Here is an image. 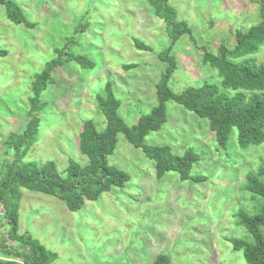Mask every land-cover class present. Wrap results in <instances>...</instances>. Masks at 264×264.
I'll list each match as a JSON object with an SVG mask.
<instances>
[{
  "label": "rangeland",
  "instance_id": "obj_1",
  "mask_svg": "<svg viewBox=\"0 0 264 264\" xmlns=\"http://www.w3.org/2000/svg\"><path fill=\"white\" fill-rule=\"evenodd\" d=\"M16 1L36 26L12 22L0 4V50L6 51L0 53V168L6 156L3 141L25 127L34 75L57 55L56 46H66L68 54H87L94 66L82 68L68 60L56 68V83L42 94L48 105L40 112L38 141L27 159L54 160L60 170L70 158L86 163L79 132L88 118L105 126L95 95L107 81L130 126L157 104L156 86L166 67L158 54L170 43L165 23L146 0ZM170 3L192 28L174 46L179 67L170 86L181 91L205 81L220 85L218 70L202 62V47L217 52L221 42L234 45L236 29L247 30L260 20V0ZM134 37L152 50L137 49ZM254 56L264 61V44ZM167 109V122L151 131L145 143L170 145L178 154L194 149L200 159L191 172L207 179L183 181L176 171L158 178L154 160L119 133L108 160L130 174L125 186L86 200L77 211L56 196L21 188L19 231H28L58 254L51 264H151L162 253L170 255V264H248L225 237L252 240L236 214L255 204L243 185L249 171L264 167V143L242 148L234 128L227 147H220L205 118L173 100ZM0 221V250L3 239L24 250L8 238Z\"/></svg>",
  "mask_w": 264,
  "mask_h": 264
},
{
  "label": "trees",
  "instance_id": "obj_2",
  "mask_svg": "<svg viewBox=\"0 0 264 264\" xmlns=\"http://www.w3.org/2000/svg\"><path fill=\"white\" fill-rule=\"evenodd\" d=\"M146 1L153 8L154 15L164 21L170 38L168 46L158 54L166 67L156 86L157 104L130 126L119 114L121 101L115 95L113 83L107 81L104 91L95 95L96 103L106 119L105 126L99 128L92 118H88L83 121L79 132V150L87 157L86 163L70 158L67 167L60 170L54 160L38 163L27 159V156L38 141L40 112L48 105L42 94L50 84L56 83L53 77L56 68L68 60L75 61L82 68H92L94 61L87 54H68L66 46H56L54 51L57 55L47 60L43 69L34 75L28 107L29 119L23 129L13 130L5 137L3 144L6 156L0 168V218L7 226L8 238L19 242L24 250L10 246L3 239L0 264H51L58 256L28 231L20 233L22 187L56 196L66 202L70 211H77L86 200H96L114 186H125L130 174L108 160L117 147L119 133H123L131 144L142 148L145 155L154 160L158 178L168 171H176L180 180L205 181L207 176L191 172L194 163L200 159L194 149L188 148L183 154H178L170 145L145 143L151 131L160 129L167 122L169 100L205 118L220 147H227L234 128L237 129V141L242 148L264 143V61H258L254 56L264 44V0H260V20L247 30L236 29L234 45L221 42L217 52L202 47V62L218 70L220 85L205 81L197 86L189 85L181 91H175L170 86L179 67L178 57L173 50L183 34L192 33V28L187 20L179 18L170 0ZM0 4L5 5L7 17L12 22L22 23L28 28L36 26L16 0H0ZM133 40L137 49L152 50L151 45L140 38L134 37ZM0 53L6 54V51L0 50ZM262 175L263 166L247 173L243 187L251 193L255 204L249 210L241 208L236 214L238 222L249 231L252 240L225 237L232 243L234 251L243 252L248 264H264ZM170 262V255L162 253L151 264Z\"/></svg>",
  "mask_w": 264,
  "mask_h": 264
}]
</instances>
